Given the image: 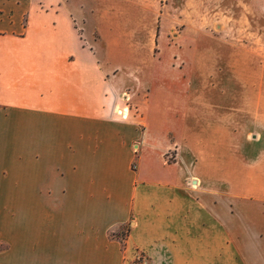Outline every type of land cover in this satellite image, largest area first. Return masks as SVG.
<instances>
[{"label":"crops","instance_id":"1","mask_svg":"<svg viewBox=\"0 0 264 264\" xmlns=\"http://www.w3.org/2000/svg\"><path fill=\"white\" fill-rule=\"evenodd\" d=\"M93 7L0 0V264H264V12L207 106L100 59Z\"/></svg>","mask_w":264,"mask_h":264},{"label":"rangeland","instance_id":"2","mask_svg":"<svg viewBox=\"0 0 264 264\" xmlns=\"http://www.w3.org/2000/svg\"><path fill=\"white\" fill-rule=\"evenodd\" d=\"M92 2L96 13H115L110 14L109 19L99 18L95 14L89 16L86 34L107 39L118 35L114 42L121 48L120 51L111 52L105 50V45L103 50H99L100 59L119 63L129 67L128 70L135 63H151L155 59L158 64L155 67H146V72L142 73L145 80L148 76H158V85L164 86V91L170 90L173 94L189 91L205 92L206 96H210L214 92L215 95L207 98V106H217V66L214 65L217 62V52H221L220 59H226L231 53V38L237 43L247 39L242 33L244 31L238 34L232 31L235 27L245 28L246 10L256 16L254 27H260L259 15L264 12V0ZM134 45L137 49L132 50ZM211 47L212 51L203 52ZM200 52L202 54L199 55ZM193 58L199 60L193 61ZM169 78L174 82L168 84ZM129 93L132 94L133 90ZM126 105L134 107L133 101ZM167 157L169 163L174 161L170 154Z\"/></svg>","mask_w":264,"mask_h":264},{"label":"built area","instance_id":"3","mask_svg":"<svg viewBox=\"0 0 264 264\" xmlns=\"http://www.w3.org/2000/svg\"><path fill=\"white\" fill-rule=\"evenodd\" d=\"M119 115L125 118V114H123L122 112H119ZM143 263H144V257L140 256L136 260L132 261V263L130 264H143Z\"/></svg>","mask_w":264,"mask_h":264}]
</instances>
